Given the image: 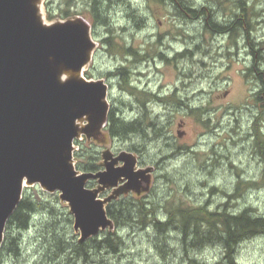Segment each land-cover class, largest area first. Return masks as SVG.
Instances as JSON below:
<instances>
[{"label": "rangeland", "instance_id": "374dc122", "mask_svg": "<svg viewBox=\"0 0 264 264\" xmlns=\"http://www.w3.org/2000/svg\"><path fill=\"white\" fill-rule=\"evenodd\" d=\"M248 1L251 5L256 0ZM189 2L198 9L205 8L210 14L208 19L214 15L226 24L230 22L234 10L230 3L220 7L216 0ZM37 3L49 24L63 22L73 16L87 21L96 44L92 61L86 66L83 77L105 80L109 86L110 112L121 116L123 111L129 121L138 119L144 112L141 91L158 96H150V102L146 103L150 117L157 124L156 128L147 130L146 138H110L105 131L107 119L89 137L81 134L79 141L82 147L74 146L73 163L76 169L78 163L86 164L92 157L98 158L95 160L100 165L98 171L104 170L109 160L105 159L106 155L111 158L123 153L136 162V170L151 169L148 185L138 193L126 190L124 181L116 188L102 189L97 180H90L87 186L99 191V198L106 201V210L118 203L132 207L140 200L163 207L169 199L195 206L208 203L211 210H215L228 202L227 194L234 193L241 180L261 179L264 164L251 138L254 120L260 114L256 94L261 85L258 79H248L246 74L253 63L257 70L264 72V61L260 58L264 55L263 51L252 55L253 51L259 50L257 45L264 42V0H259L256 6L260 16L256 19L255 29L248 37L237 38L236 44L229 35L210 33L206 29V17H183L169 4L156 1H105L106 8L110 5L107 13L112 20L110 27L105 26L102 20L95 22L88 0H37ZM48 11L55 16L52 21L46 18ZM111 37L113 44L132 46L145 60L134 62V58L124 59L120 52H110V46L104 41ZM250 41L256 44L252 50L248 46ZM186 51L191 54L177 58V54ZM125 66L131 74L129 81L138 90L134 94L122 78L113 75ZM190 109L204 110L207 125L200 123L197 114H192ZM181 122L184 124L181 130L185 132L182 138L177 135ZM86 124L87 120L83 125ZM26 195L36 201L56 203L60 212H67L73 222L72 235L80 242V234L74 230L70 207L61 201L59 193H49L34 185L24 187L23 198ZM231 206L232 212L252 209L254 214L264 215V186L247 189L238 200L231 202ZM159 213L162 218L166 217L162 208ZM50 220L49 215H37L30 230L22 236L20 258L14 259L5 252L1 264L40 262L46 254L44 250H48L42 233ZM65 224L61 222L62 227ZM109 230L112 228L105 231ZM120 235L125 240V247L116 256H106L102 264H183L173 233L169 235L170 249H177L178 256L174 253L167 259L157 254L152 231L144 232L136 227L120 229ZM194 256L203 264H217L221 250L209 247ZM237 260L239 264H264V237L242 243Z\"/></svg>", "mask_w": 264, "mask_h": 264}, {"label": "water", "instance_id": "95a60500", "mask_svg": "<svg viewBox=\"0 0 264 264\" xmlns=\"http://www.w3.org/2000/svg\"><path fill=\"white\" fill-rule=\"evenodd\" d=\"M38 6L37 0H0V251L24 182L59 193L83 243L115 228L106 201L87 186L90 180L102 189L124 181L137 193L150 181L151 169L136 170L126 153L106 155L105 169L96 173L75 168V140L107 122L109 86L83 77L96 44L87 21L76 16L45 26Z\"/></svg>", "mask_w": 264, "mask_h": 264}, {"label": "trees", "instance_id": "16d2710c", "mask_svg": "<svg viewBox=\"0 0 264 264\" xmlns=\"http://www.w3.org/2000/svg\"><path fill=\"white\" fill-rule=\"evenodd\" d=\"M88 1L91 2L90 6L92 14L96 18L95 22L102 20L105 26L110 27L112 20L107 14L109 13L110 5L108 8L105 7V1L108 0ZM147 1L169 4L183 17L204 16L207 19L206 29L210 33L229 35L230 40L234 44H236L237 38L241 36L248 37V34L255 29L256 19L260 16L259 12L256 11L259 0H256L251 5L248 4V0H216L220 7L226 3L234 6L232 17H230V22L227 24L220 22V19L214 17V15L208 19L210 14L206 13L205 8L198 9L189 0ZM65 15H67L66 12ZM46 18L52 21L55 16L52 12L48 11ZM71 18H74V16ZM132 18L135 19V16L132 15ZM104 42L110 46V52H120L124 59L134 58V62L145 60V57L140 56L138 51L132 46L128 47L121 44L117 46L113 44V37L106 39ZM248 44L251 50L256 47V44L252 41L248 42ZM257 46L259 50L257 52L253 51V56L261 51L264 53V42H261ZM189 54L191 53L186 51L181 56L185 57ZM260 58L264 61V55ZM113 75L119 79L122 78V81L125 82V85L129 86L133 94L138 91L135 85L132 86L131 80L129 81L131 74L128 67L119 68ZM263 75L264 72L257 70V66L254 63L247 69L246 77L248 79L252 77L258 79L261 85V89L256 94V102L259 105L260 114L254 120L251 138L253 139L256 152L264 164ZM87 76L91 77L89 74ZM140 94L144 96V101L142 100L141 102V108L144 111L141 118L129 121L123 111L121 116H117L114 112L109 113L105 131L110 138L126 139L130 136L146 138L147 130L157 127V124L149 115L148 104L146 103L150 102V96H158L151 95L145 91H141ZM164 100H167V98ZM190 112L194 115L197 114L198 121L207 125L208 121L204 120V110L190 109ZM76 145L82 147L81 141H77ZM97 159L89 157L86 164L78 163L77 169L86 172H96L100 167V165L95 163ZM260 185L264 186V169L262 177L258 181L241 180L237 184L235 192L227 194L228 202L215 210H211V206L208 203L195 206L187 205L175 199H169L163 207H156L154 204L143 202L142 200L132 207L130 204L118 203L116 207L109 206L107 210L108 216L112 219L114 225L116 224L115 229L102 231L99 236L93 237L83 243H78L77 238L72 235L71 224L73 222L67 212H60L57 209L58 205L56 203L50 204L44 201H36L30 195H26L8 222L4 244L0 251V264L5 252L9 253L14 259L20 258L22 255V236L30 230L37 215H49L52 220L45 225L44 232L42 233L44 245L48 250H44L46 253L44 258L36 264H97L98 262L102 264L106 256H116L125 247V240L120 235V229H135L136 227H139L141 231H152L154 233L155 250L163 259L169 258L174 253L178 256L177 249H170L171 237L169 238V235L173 233L175 235L173 240H176L175 245L180 248L183 264H203L194 254L204 251L209 247H219L221 250V256L217 264H239L237 255L241 244L255 237H264V215L254 214L255 210L252 209H245L238 213L232 212L230 210L232 207L231 202L238 200L247 189ZM161 208L166 212L165 218L160 216L159 212ZM61 222L66 223L65 227L61 226Z\"/></svg>", "mask_w": 264, "mask_h": 264}, {"label": "bare ground", "instance_id": "6f19581e", "mask_svg": "<svg viewBox=\"0 0 264 264\" xmlns=\"http://www.w3.org/2000/svg\"><path fill=\"white\" fill-rule=\"evenodd\" d=\"M38 16H39V19H40V21L45 25V26H50V24L49 23H47L46 21H45V18H44V15H43V12H42V9H41V7L40 6H38ZM187 57V56H186ZM71 76L72 75H67V76H65L64 78H62V80L64 81L66 78L68 79V78H71ZM77 77H81V75H77ZM149 96V95H148ZM82 121H84V120H82ZM82 121H79V125H83V122ZM261 122V121H260ZM25 186H30V185H28L26 182H24V187ZM116 225V224H115Z\"/></svg>", "mask_w": 264, "mask_h": 264}, {"label": "flooded vegetation", "instance_id": "af4514ba", "mask_svg": "<svg viewBox=\"0 0 264 264\" xmlns=\"http://www.w3.org/2000/svg\"><path fill=\"white\" fill-rule=\"evenodd\" d=\"M182 54H183V53H181V54H177V58H182V56H181ZM161 56H162V59H165L164 54H161ZM185 57H186V56H185ZM140 62H141V61H140ZM183 127H184V126H183ZM120 163H121V162H120ZM120 163H119V164H120ZM119 164H118V166H121L123 163H122L121 165H119Z\"/></svg>", "mask_w": 264, "mask_h": 264}]
</instances>
